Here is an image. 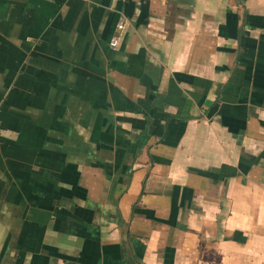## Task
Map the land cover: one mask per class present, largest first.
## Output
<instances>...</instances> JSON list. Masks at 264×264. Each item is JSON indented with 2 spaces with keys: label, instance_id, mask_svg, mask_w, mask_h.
Returning a JSON list of instances; mask_svg holds the SVG:
<instances>
[{
  "label": "crops",
  "instance_id": "obj_1",
  "mask_svg": "<svg viewBox=\"0 0 264 264\" xmlns=\"http://www.w3.org/2000/svg\"><path fill=\"white\" fill-rule=\"evenodd\" d=\"M0 264H264V0H0Z\"/></svg>",
  "mask_w": 264,
  "mask_h": 264
},
{
  "label": "built area",
  "instance_id": "obj_2",
  "mask_svg": "<svg viewBox=\"0 0 264 264\" xmlns=\"http://www.w3.org/2000/svg\"><path fill=\"white\" fill-rule=\"evenodd\" d=\"M118 42H119V38L118 37H114L112 39V41H111V43H112L113 46H116L118 44Z\"/></svg>",
  "mask_w": 264,
  "mask_h": 264
}]
</instances>
